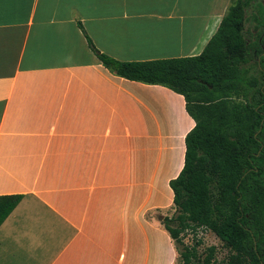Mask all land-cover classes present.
<instances>
[{
  "label": "crops",
  "instance_id": "1",
  "mask_svg": "<svg viewBox=\"0 0 264 264\" xmlns=\"http://www.w3.org/2000/svg\"><path fill=\"white\" fill-rule=\"evenodd\" d=\"M233 0H0V264H174L194 126L123 61L201 53ZM90 42V43H89Z\"/></svg>",
  "mask_w": 264,
  "mask_h": 264
},
{
  "label": "trees",
  "instance_id": "2",
  "mask_svg": "<svg viewBox=\"0 0 264 264\" xmlns=\"http://www.w3.org/2000/svg\"><path fill=\"white\" fill-rule=\"evenodd\" d=\"M90 45L114 74L181 94L194 120L169 181L172 212L160 219L175 261L264 264V0H233L195 56L123 61ZM200 229L220 240V260L215 245L185 242Z\"/></svg>",
  "mask_w": 264,
  "mask_h": 264
},
{
  "label": "rangeland",
  "instance_id": "3",
  "mask_svg": "<svg viewBox=\"0 0 264 264\" xmlns=\"http://www.w3.org/2000/svg\"><path fill=\"white\" fill-rule=\"evenodd\" d=\"M184 240L187 244L195 245L198 252L202 251L203 249H205L210 245H215L217 249L216 250L217 260H220L226 253L221 246L220 240L214 234H212L207 230L205 231L200 229L195 234L190 232L187 235H185ZM174 264H181V262L176 259V261H174Z\"/></svg>",
  "mask_w": 264,
  "mask_h": 264
}]
</instances>
